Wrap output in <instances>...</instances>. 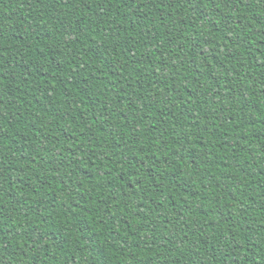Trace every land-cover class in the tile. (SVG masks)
<instances>
[{"label": "trees", "instance_id": "1", "mask_svg": "<svg viewBox=\"0 0 264 264\" xmlns=\"http://www.w3.org/2000/svg\"><path fill=\"white\" fill-rule=\"evenodd\" d=\"M0 264H264V0H0Z\"/></svg>", "mask_w": 264, "mask_h": 264}]
</instances>
